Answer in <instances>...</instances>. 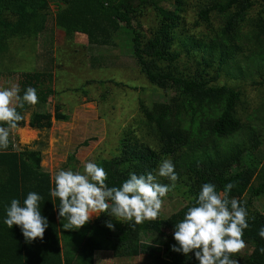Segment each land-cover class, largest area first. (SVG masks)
Masks as SVG:
<instances>
[{
	"label": "trees",
	"instance_id": "1",
	"mask_svg": "<svg viewBox=\"0 0 264 264\" xmlns=\"http://www.w3.org/2000/svg\"><path fill=\"white\" fill-rule=\"evenodd\" d=\"M188 3L58 0L52 14L49 0H0V59L11 60L12 39L37 37L53 23L66 38L86 35L90 45H111L122 30L129 33L128 49L140 73L167 97L150 104L139 98L141 136L127 127L116 153L94 162L107 172L108 187L122 186L131 173L149 172L158 183L171 185L158 175L159 165L170 159L178 179L167 196L183 201L156 221L134 225L101 213L78 233L65 230L66 218L58 217L60 200L50 195L56 173L52 176L42 168L40 149L18 148L9 137V147L0 150V264H95L96 251H109L118 258L146 256L151 264H199L194 252L185 255L172 250V245L178 247L175 224L195 205L203 184L212 183L223 192L230 182L235 186L229 198L246 207L249 223L243 235L249 251L231 259L264 264L260 252L264 238L259 236L264 210L254 205L264 196V98L259 109L247 113L243 91L227 82L251 72L260 77L258 85L264 88V0H199L191 26L184 17ZM149 9L156 23L144 30L140 18ZM211 14L219 18L218 25L212 24ZM201 24L206 30L199 28ZM0 78H15L21 97L28 87L35 88L38 103H25L17 111L24 117L33 109L29 127H51L52 114L44 108L49 96L56 94L52 69H9L0 71ZM53 117L67 120L68 115L57 104ZM25 123L23 119L18 127ZM67 159L65 165L76 172L74 153ZM29 192L42 197L41 214L48 220L43 240L31 243L25 241L19 226L8 228L4 223L11 200L18 199L23 206ZM61 239L69 249L62 250Z\"/></svg>",
	"mask_w": 264,
	"mask_h": 264
},
{
	"label": "rangeland",
	"instance_id": "2",
	"mask_svg": "<svg viewBox=\"0 0 264 264\" xmlns=\"http://www.w3.org/2000/svg\"><path fill=\"white\" fill-rule=\"evenodd\" d=\"M49 1L53 14L58 0ZM188 2L184 17L191 26L197 18L200 3L199 0ZM140 19L144 30L156 23L153 9L146 10ZM211 19L213 25H218L217 16L211 14ZM199 28L206 30L204 24ZM128 42L129 33L122 30L111 45H90L86 35L81 33L66 38L63 30L54 23L37 37L10 41L8 54L11 60L0 59V71L48 68L54 73L56 94L49 96L44 108L52 114L51 127H29L27 123L32 109L24 113L26 123L10 133L12 142L18 148L41 150L42 168L52 172V176L59 170H69V165L65 163L69 162L70 153H74L75 169L81 173L86 162L113 156L127 127L133 128L138 137L141 136L138 127L141 118L139 98L150 104L167 97L163 90L153 87L140 73L128 49ZM259 80L260 77L251 72L237 80L227 79L229 84H235L243 91L247 113L259 109L263 101L264 88L258 85ZM12 85H16L15 78H0V89ZM57 104L68 115L67 120L53 117ZM25 131H29L31 137L27 138L23 134ZM182 205L181 198L167 196L163 199L160 214L168 215ZM254 205L264 210V196L257 198ZM61 247L64 251L69 249L63 239ZM248 251L246 246L242 253ZM236 260L241 264L240 259ZM95 264H151V261L146 256L118 258L109 251H96Z\"/></svg>",
	"mask_w": 264,
	"mask_h": 264
},
{
	"label": "clouds",
	"instance_id": "3",
	"mask_svg": "<svg viewBox=\"0 0 264 264\" xmlns=\"http://www.w3.org/2000/svg\"><path fill=\"white\" fill-rule=\"evenodd\" d=\"M18 85L0 89V150L10 144V133L19 126L24 117L17 111L25 103L35 106L38 95L35 88L28 87L21 97ZM6 125V126H5ZM158 175L168 178L171 185L157 182L151 172L137 175L131 173L120 187H108V174L95 162H86L84 172L59 170L55 177V187L50 195L60 200L58 217L66 218L62 223L65 230H77L99 217L101 213L115 217L119 221L142 224L156 221L161 213L163 198L174 189L178 175L170 159L159 165ZM235 185L228 183L223 192H218L212 183H205L195 198V205L188 208L183 219L175 224L174 239L178 244L172 250L187 255L193 253L199 264H238L231 259L246 248L244 230L249 228L246 207L229 192ZM42 197L29 192L23 201L12 199L7 208L4 223L8 228L17 225L21 228L25 241L31 243L43 240L48 220L41 214ZM106 226L115 230L111 221ZM264 238V227L259 230ZM264 254V247L260 249Z\"/></svg>",
	"mask_w": 264,
	"mask_h": 264
},
{
	"label": "bare ground",
	"instance_id": "4",
	"mask_svg": "<svg viewBox=\"0 0 264 264\" xmlns=\"http://www.w3.org/2000/svg\"><path fill=\"white\" fill-rule=\"evenodd\" d=\"M26 133H23V134H26V137L28 138V137H31L30 135V132L29 131H25Z\"/></svg>",
	"mask_w": 264,
	"mask_h": 264
},
{
	"label": "crops",
	"instance_id": "5",
	"mask_svg": "<svg viewBox=\"0 0 264 264\" xmlns=\"http://www.w3.org/2000/svg\"><path fill=\"white\" fill-rule=\"evenodd\" d=\"M12 141V140H11ZM51 175H52V172H51Z\"/></svg>",
	"mask_w": 264,
	"mask_h": 264
}]
</instances>
